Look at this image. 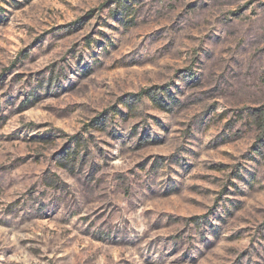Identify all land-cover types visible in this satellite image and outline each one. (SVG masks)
<instances>
[{"label": "rangeland", "instance_id": "374dc122", "mask_svg": "<svg viewBox=\"0 0 264 264\" xmlns=\"http://www.w3.org/2000/svg\"><path fill=\"white\" fill-rule=\"evenodd\" d=\"M0 264H264V0H0Z\"/></svg>", "mask_w": 264, "mask_h": 264}, {"label": "trees", "instance_id": "16d2710c", "mask_svg": "<svg viewBox=\"0 0 264 264\" xmlns=\"http://www.w3.org/2000/svg\"><path fill=\"white\" fill-rule=\"evenodd\" d=\"M140 96V95H139Z\"/></svg>", "mask_w": 264, "mask_h": 264}]
</instances>
